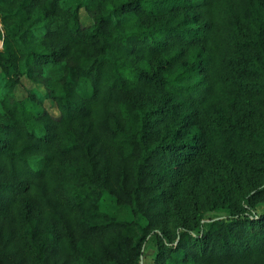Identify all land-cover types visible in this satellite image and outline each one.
<instances>
[{
  "label": "trees",
  "instance_id": "trees-1",
  "mask_svg": "<svg viewBox=\"0 0 264 264\" xmlns=\"http://www.w3.org/2000/svg\"><path fill=\"white\" fill-rule=\"evenodd\" d=\"M1 43L0 264H264V0H0Z\"/></svg>",
  "mask_w": 264,
  "mask_h": 264
},
{
  "label": "rangeland",
  "instance_id": "rangeland-1",
  "mask_svg": "<svg viewBox=\"0 0 264 264\" xmlns=\"http://www.w3.org/2000/svg\"><path fill=\"white\" fill-rule=\"evenodd\" d=\"M82 20L84 25H89L91 23L90 19H88L87 14L83 11L82 12ZM0 48H2V44H0ZM30 91H36L39 92L40 94L44 95L45 89L42 86H36L32 84L30 81L27 79L23 80L22 86H20L17 90V96L19 98H25L29 95ZM45 108L55 117L59 116V111L56 107V104L51 101V100H46L45 103ZM217 180L220 182H224L226 184L230 183H236L237 176L234 173V170L231 166H223V168L220 170V172L217 175ZM196 192H193L192 189L187 190V197L190 199H195ZM200 196V194H199ZM104 209L109 211L111 214L116 216L119 220H126V221H131L133 219L131 212L127 208L120 207L116 204V202L110 197L107 196L104 200ZM258 213L262 214L264 213V207L259 206L258 207ZM226 216L225 213H209L205 215L206 220L208 221L209 219H218V218H224ZM155 256H156V246L153 240L148 242L147 247L145 248V256L142 259L141 264H154L155 261Z\"/></svg>",
  "mask_w": 264,
  "mask_h": 264
},
{
  "label": "water",
  "instance_id": "water-1",
  "mask_svg": "<svg viewBox=\"0 0 264 264\" xmlns=\"http://www.w3.org/2000/svg\"><path fill=\"white\" fill-rule=\"evenodd\" d=\"M3 45V43H1Z\"/></svg>",
  "mask_w": 264,
  "mask_h": 264
}]
</instances>
